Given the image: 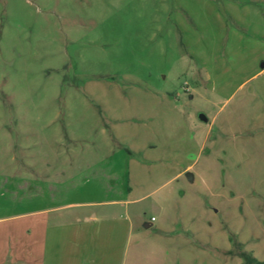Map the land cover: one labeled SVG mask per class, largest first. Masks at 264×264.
Returning a JSON list of instances; mask_svg holds the SVG:
<instances>
[{
	"label": "rangeland",
	"instance_id": "obj_1",
	"mask_svg": "<svg viewBox=\"0 0 264 264\" xmlns=\"http://www.w3.org/2000/svg\"><path fill=\"white\" fill-rule=\"evenodd\" d=\"M262 64L264 0H0V260L29 255L31 210L124 198V145H161L164 124L191 146L185 120L205 126L199 116ZM262 81L238 94L263 95ZM152 94L172 95L182 121ZM255 131L224 177L133 182L143 192L130 199L149 194L127 207V264H241L227 253L234 242L264 262V130Z\"/></svg>",
	"mask_w": 264,
	"mask_h": 264
},
{
	"label": "crops",
	"instance_id": "obj_2",
	"mask_svg": "<svg viewBox=\"0 0 264 264\" xmlns=\"http://www.w3.org/2000/svg\"><path fill=\"white\" fill-rule=\"evenodd\" d=\"M198 75L202 82L211 79L207 72H198ZM263 76L264 64L232 91L218 111L202 114L206 121H200L205 126L194 122L191 126L185 120L187 131H191V146L183 141L180 127L176 129L164 124L156 130L158 138H164L161 145L152 141L124 145L129 155L124 173L127 177L124 198L99 199L94 193L74 203L37 207L26 213L30 218L29 230L26 231L30 236L27 244L29 255L8 261L13 264H127L128 251L134 240L133 221L127 215V207L149 194L141 193V197L130 199L132 194L143 192L138 186L141 183L133 182L148 181L152 176L161 178L165 184L186 176L191 183L202 181L204 184L203 181L212 180L214 175L218 179L224 177L226 168L222 167L230 162V158L233 164L247 158V140L254 138L255 130H264V94L258 95L255 89L244 95L238 94L250 79ZM259 88H264V81L258 84ZM148 97L151 101L173 102L174 110L179 113L178 123L182 121L181 111L176 110V100L172 95L152 94ZM225 107L228 109L226 112ZM259 108L262 111L258 112ZM247 109L251 116L246 119ZM221 110L224 112L222 115ZM112 176H115L113 171L107 176L108 180ZM205 189L211 196L215 194L210 186H205ZM152 226L145 223L144 229ZM142 242L137 240V246ZM8 261L0 260V264Z\"/></svg>",
	"mask_w": 264,
	"mask_h": 264
},
{
	"label": "trees",
	"instance_id": "obj_3",
	"mask_svg": "<svg viewBox=\"0 0 264 264\" xmlns=\"http://www.w3.org/2000/svg\"><path fill=\"white\" fill-rule=\"evenodd\" d=\"M229 255L238 256L241 264H264L263 261L256 259L251 252L245 251L241 248V244L234 242V249L227 252Z\"/></svg>",
	"mask_w": 264,
	"mask_h": 264
},
{
	"label": "water",
	"instance_id": "obj_4",
	"mask_svg": "<svg viewBox=\"0 0 264 264\" xmlns=\"http://www.w3.org/2000/svg\"><path fill=\"white\" fill-rule=\"evenodd\" d=\"M199 118H200V120H202V121H206V118H205L203 115H200Z\"/></svg>",
	"mask_w": 264,
	"mask_h": 264
}]
</instances>
